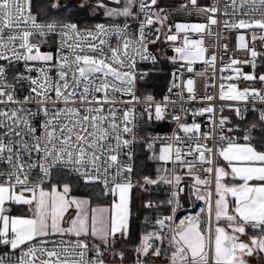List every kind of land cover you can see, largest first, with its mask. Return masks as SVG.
I'll use <instances>...</instances> for the list:
<instances>
[{
  "label": "snow or ice",
  "instance_id": "1",
  "mask_svg": "<svg viewBox=\"0 0 264 264\" xmlns=\"http://www.w3.org/2000/svg\"><path fill=\"white\" fill-rule=\"evenodd\" d=\"M33 6L0 0V264H123L128 247L131 264H264V0H187L176 11L204 21L172 24L160 0H84L105 18L87 27L53 18L59 0ZM218 24L247 58L221 56L218 96L197 97L181 69H215ZM162 37L169 93L208 103L138 94ZM169 116L171 134H154Z\"/></svg>",
  "mask_w": 264,
  "mask_h": 264
},
{
  "label": "built area",
  "instance_id": "2",
  "mask_svg": "<svg viewBox=\"0 0 264 264\" xmlns=\"http://www.w3.org/2000/svg\"><path fill=\"white\" fill-rule=\"evenodd\" d=\"M161 2V6L162 7H166L167 12H168V24H172V23H197V22H203L204 18H205V14L204 13H200V12H193L191 15H189L188 12L186 11H181V12H177L176 9L179 7L180 4L182 3H187V0H160ZM213 0H198V3L203 5V4H210L212 3ZM190 7V6H189ZM90 26V25H88ZM82 27H87V26H82ZM213 31L216 33L215 35L212 36H205V45L208 47V51L209 53L215 52L217 55V60H216V65H215V69H213L212 67L205 65L203 63H196L195 65H193L194 71L189 73L187 71H185L184 69H181V72L183 73V75L181 76V80H186L187 78L191 77L196 81V85H195V91H196V95L197 97H201L203 95L210 94V95H214V96H218V88H219V84L221 83V76H227L230 73L229 72H223L221 73L220 69L223 66L221 64V56H223L224 59V63H228L230 61V59L232 58V56L234 55L236 58L239 59H245L247 58V53L244 51H237L236 50V32L232 31V30H225L222 25L218 24L216 26H213ZM191 35V34H190ZM195 38V37H193ZM163 41V37L161 38V41H158L155 45L151 46V49L153 52H156L157 49H161L162 47L164 48V53L168 54L169 56L174 55L172 48L169 47L168 43H164ZM177 43H180V41H178ZM227 43L228 45V51L227 54L224 53V49L222 47L223 44ZM256 47L257 50L259 51L260 48V43L258 41H256ZM264 47V42L262 44V48ZM264 50V48H263ZM172 51V54H170ZM165 54V56H166ZM147 65L149 64H142L141 66L144 68H147ZM176 65H172V68L170 70V79H169V84H168V89L171 87L172 84V72L175 70ZM244 71L248 72L251 71V67L249 65H245L243 66ZM258 68H259V60L257 61V68L256 71L258 72ZM203 73V74H201ZM258 74V73H257ZM148 78V76L142 80L139 81V92L138 94H141V85L146 81V79ZM225 84L228 83V81H224ZM246 81L241 80L239 82V86L240 87H246L247 86ZM208 84H215L216 87H206V85ZM260 85H257V87H259ZM167 89V96L170 97L171 101H174L175 103H169V109L174 108L177 112L181 111V106L185 107V108H198L201 103H208L207 101H200L199 99L194 101V102H190L186 99V93L184 94V97L181 96H177L176 93L181 92L180 88H175L173 89L172 93H169ZM164 98L162 99H155L156 102H162ZM212 103H214L216 105L217 108L220 107V105L222 104H227L229 102L227 101H220V100H215ZM224 115L229 116L231 120L235 121L236 118L234 116L233 113H231L227 108H225L224 110ZM181 115H183V113H181ZM198 120H205V117H198ZM189 122H191V117H189ZM167 126H170V129H167ZM152 130L154 132V134H158L160 136H165V135H170L172 130L175 128V122H173L171 120V116L168 117V119L166 121L163 122H158L154 125L151 126ZM234 134V133H233ZM211 143H215V139L213 141L209 142ZM141 152L138 153V155H140ZM185 206L187 207L189 205V201L185 200L184 201ZM106 258L111 262L112 258L110 255L106 254ZM131 260L132 258L128 257L123 264H131ZM113 264H120L119 261H115L113 262Z\"/></svg>",
  "mask_w": 264,
  "mask_h": 264
},
{
  "label": "trees",
  "instance_id": "3",
  "mask_svg": "<svg viewBox=\"0 0 264 264\" xmlns=\"http://www.w3.org/2000/svg\"><path fill=\"white\" fill-rule=\"evenodd\" d=\"M59 2L61 4L60 0ZM48 3L49 0H34V14L40 13L45 10ZM61 5H65L66 7L60 10L57 15L53 18L70 19L72 22H76L81 26L94 25L95 23H100L105 20L99 14L93 16L92 11L89 8L81 9L79 8V5L74 3ZM170 54H172V51ZM166 57L167 56H160V62L154 67L151 64L147 65V68L151 69V71L146 81L141 85V94H150L154 96L155 99H162L167 96L166 94L170 79V70L173 64L170 63L166 59ZM248 119H252V115L250 113L248 114ZM167 129H170V126H167L166 130ZM139 156L141 157V159H143L144 153L141 152ZM155 195H159L162 197L163 193H156ZM128 248L132 249L131 247ZM132 256L133 255H131L130 258H132Z\"/></svg>",
  "mask_w": 264,
  "mask_h": 264
},
{
  "label": "rangeland",
  "instance_id": "4",
  "mask_svg": "<svg viewBox=\"0 0 264 264\" xmlns=\"http://www.w3.org/2000/svg\"><path fill=\"white\" fill-rule=\"evenodd\" d=\"M61 1V4H68V3H74V4H77V5H80L81 3H83L84 2V0H60ZM99 14V13H98ZM100 15V14H99ZM100 16H102V15H100ZM103 17V16H102ZM104 18V17H103ZM105 19V18H104ZM86 26H88V25H86ZM259 43H260V48H259V51H264L263 50V48H262V44H263V42L264 41H259V40H257ZM162 50H163V53H164V48L162 47L161 48ZM165 54L166 53H164V55L163 56H165ZM166 56H169L168 54H166ZM257 72V71H256ZM261 72H264V62H262V61H260L259 60V68H258V74H260ZM117 247H120V245L118 244L117 245ZM125 250V252H126V255H127V258L128 257H131V255H133V253H132V249H129V248H126V249H124ZM256 263H258V262H256ZM255 263V264H256Z\"/></svg>",
  "mask_w": 264,
  "mask_h": 264
},
{
  "label": "crops",
  "instance_id": "5",
  "mask_svg": "<svg viewBox=\"0 0 264 264\" xmlns=\"http://www.w3.org/2000/svg\"><path fill=\"white\" fill-rule=\"evenodd\" d=\"M256 262H258V263H256ZM260 264V262H259V260L257 259V260H255L254 262H253V264Z\"/></svg>",
  "mask_w": 264,
  "mask_h": 264
},
{
  "label": "water",
  "instance_id": "6",
  "mask_svg": "<svg viewBox=\"0 0 264 264\" xmlns=\"http://www.w3.org/2000/svg\"><path fill=\"white\" fill-rule=\"evenodd\" d=\"M264 48V47H263Z\"/></svg>",
  "mask_w": 264,
  "mask_h": 264
}]
</instances>
